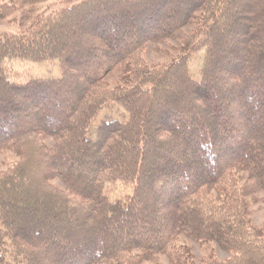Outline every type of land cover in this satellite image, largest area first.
I'll return each mask as SVG.
<instances>
[{"label": "trees", "instance_id": "obj_1", "mask_svg": "<svg viewBox=\"0 0 264 264\" xmlns=\"http://www.w3.org/2000/svg\"><path fill=\"white\" fill-rule=\"evenodd\" d=\"M42 1L0 0V20ZM34 20L0 32V151L18 159L0 172V264H264L248 209L264 190V0H82ZM168 40L174 58L146 64ZM10 61L59 76L11 82ZM115 182L131 194L108 198ZM180 235L229 258L196 260Z\"/></svg>", "mask_w": 264, "mask_h": 264}, {"label": "rangeland", "instance_id": "obj_2", "mask_svg": "<svg viewBox=\"0 0 264 264\" xmlns=\"http://www.w3.org/2000/svg\"><path fill=\"white\" fill-rule=\"evenodd\" d=\"M82 0H45L40 2L34 7L23 6L18 7L15 12L10 13L5 19L0 20V32H16L27 29L30 26L32 20L35 17H40V19H45L53 16L56 12L61 9L67 8L73 4H76ZM31 12V13H30ZM24 15L29 18L27 20H20V17ZM35 21V20H34ZM194 25H189L184 28L185 32L190 33ZM179 44L178 41L168 40L166 43H150L146 48V52L143 55L144 62L148 65H164L168 64L176 55L177 50L175 47ZM192 55V56H191ZM189 74L192 78L197 79L199 76V71L203 60V51H198L189 55ZM4 75L8 81L23 83L28 79L33 78H53L59 76V71L57 64L54 62H44L40 64H32L28 62L21 61H10L4 65ZM118 78V73L114 72L106 77L109 87L115 86L116 80ZM111 113L112 117H120L122 112L117 107L113 110H104L99 114L98 118L95 120L94 124H98L101 119L106 117ZM94 129V127H92ZM92 133V131H90ZM93 134H91L92 136ZM94 137V136H93ZM48 146H52V139H46ZM17 156L10 150L0 151V172L8 169L17 161ZM53 184L61 187L59 180H53ZM105 194L108 198L116 199L123 198L131 194V189L129 184H124L123 182H115L108 184L105 189ZM257 200L255 202L250 201L248 205L250 213L251 225L255 227H260L264 224V190H260L257 195ZM250 200V198H248ZM29 214L34 213L33 209H30ZM188 245L196 260L201 257H207V255L213 250L218 260H226L229 258V253L221 250L215 242L206 243H196L186 237L180 235L176 244ZM151 264H170L167 254H158L150 262Z\"/></svg>", "mask_w": 264, "mask_h": 264}]
</instances>
